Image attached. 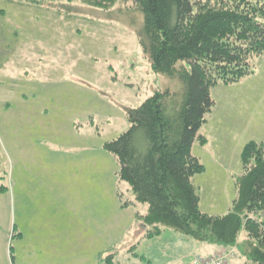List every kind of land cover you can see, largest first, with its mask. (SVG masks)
Masks as SVG:
<instances>
[{"label":"rangeland","instance_id":"rangeland-1","mask_svg":"<svg viewBox=\"0 0 264 264\" xmlns=\"http://www.w3.org/2000/svg\"><path fill=\"white\" fill-rule=\"evenodd\" d=\"M143 25V15L123 2L108 11L0 0V264H69L84 254L80 240L94 250L98 237L100 258L90 254L91 264L112 254V264H166L163 251L208 255L202 244H211L165 226L124 251L144 228L137 214L146 215L148 204L120 179L106 145L129 130L130 110L156 92L176 103L185 92L178 75L154 71ZM251 64L253 74L211 88L215 106L199 132L208 142L193 147L205 171L192 183L210 215L232 211L242 152L253 141L264 145V56Z\"/></svg>","mask_w":264,"mask_h":264},{"label":"trees","instance_id":"trees-1","mask_svg":"<svg viewBox=\"0 0 264 264\" xmlns=\"http://www.w3.org/2000/svg\"><path fill=\"white\" fill-rule=\"evenodd\" d=\"M19 1L80 2L108 11L123 2L143 15L140 40L154 71L178 75L185 92L179 103L169 93L156 92L130 110L129 130L106 145L120 163V179L130 185L137 202L148 204V213L138 217L150 227L149 237L159 235L161 226L170 227L200 242L236 247L246 257L244 264H264V145L253 141L245 146L244 171L230 213L202 212L192 183L205 171L192 151L197 141L207 143L199 132L215 106L211 88L253 74L251 59L264 56V0ZM226 251L229 264L234 255ZM113 258L100 264H112Z\"/></svg>","mask_w":264,"mask_h":264},{"label":"crops","instance_id":"crops-1","mask_svg":"<svg viewBox=\"0 0 264 264\" xmlns=\"http://www.w3.org/2000/svg\"><path fill=\"white\" fill-rule=\"evenodd\" d=\"M202 135V134H201ZM204 136V135H202ZM206 139L207 137L204 136ZM207 142H208V139H207ZM207 145V144H206ZM204 145V146H206ZM222 162H219L217 165H221ZM216 165V164H215ZM208 214V213H207ZM214 216H218V215H214ZM137 217H138V214H137ZM138 219L140 220V218L138 217ZM141 221V220H140ZM142 222V221H141ZM143 223V222H142ZM143 227L144 228H138L137 229V232H136V235L135 236H131L130 235V232H128V235L131 236V240L129 241V244L127 245L126 249L124 250L125 252H130L131 250L134 249V247L137 246L136 243H139V241L142 239H146V238H153V237H158L160 235H162L167 228H161V232L159 235H155L153 237H149L148 236V230L149 228H147V226H145L143 224ZM136 228H134L135 230ZM242 237V236H241ZM181 239H185V241H189L188 238H181ZM242 239V238H241ZM109 241V240H108ZM242 241V240H241ZM76 245H78V241L75 243ZM80 247H81V250H84V254L81 255V257L78 258L76 257L75 258H69L68 261L70 262L69 264H91L92 263V260L91 258L89 257L90 254L93 255L94 257V261H96L97 259L100 258L99 255L97 254H94L93 252L96 253V249L99 248V245H100V237L97 238V241H96V248H94V250H91V247H87L88 245V242L87 241H83V240H80ZM208 244V243H207ZM204 245V246H203ZM87 247V248H86ZM170 247V246H169ZM202 247L207 250L208 252V255H204V256H201V255H198V254H193V255H189V256H185L186 255V252H184L183 250L180 251L179 253L180 254H183V256L179 257L180 254H173V255H170V253H168L167 251H163V259L165 260L166 264H190L192 262V260L195 258V257H203V258H207V257H210V256H213L217 253H220L222 250H224V247H221V246H218V245H205V244H202ZM80 249V248H79ZM174 249L177 251L178 249L176 248V246H174ZM228 249V248H226ZM108 250V249H107ZM110 253V250H108V254ZM172 254V253H171ZM115 255V254H114ZM109 256V255H108ZM111 256V255H110ZM113 256V254H112ZM157 257V256H156ZM145 259V262L147 264H154L155 262H152L151 259H147V258H144ZM231 260L232 259H236L238 261V264H244V259L242 257H240L239 255L237 256H234V257H231L230 258ZM230 261V260H229ZM229 264H232L231 262H229Z\"/></svg>","mask_w":264,"mask_h":264},{"label":"built area","instance_id":"built-area-1","mask_svg":"<svg viewBox=\"0 0 264 264\" xmlns=\"http://www.w3.org/2000/svg\"><path fill=\"white\" fill-rule=\"evenodd\" d=\"M230 253L226 250L209 258L196 257L190 264H228Z\"/></svg>","mask_w":264,"mask_h":264}]
</instances>
